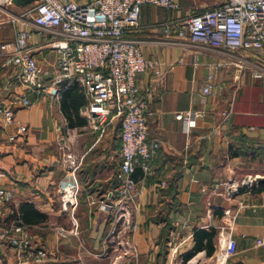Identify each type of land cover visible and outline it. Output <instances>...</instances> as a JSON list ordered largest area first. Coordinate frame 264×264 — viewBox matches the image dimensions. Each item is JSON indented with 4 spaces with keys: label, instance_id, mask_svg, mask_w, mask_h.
<instances>
[{
    "label": "crops",
    "instance_id": "0c3cea01",
    "mask_svg": "<svg viewBox=\"0 0 264 264\" xmlns=\"http://www.w3.org/2000/svg\"><path fill=\"white\" fill-rule=\"evenodd\" d=\"M178 1L179 11L144 6V28L130 35L140 41L145 57L175 64L173 70L163 65L162 78L152 71L137 77L141 93L149 94L150 137L159 138L161 147L133 205L138 229L128 238L136 247L134 254L115 259L105 252L111 249L107 239L115 212L103 204L117 198L121 168L119 118H111L102 133L91 131L84 113V90L72 84L57 97L30 94L32 108L16 109L15 122L0 127L2 182L15 193V212L28 226L36 249L49 250L52 259L44 264H216L227 226L224 210L229 207L237 211L232 224L237 253L227 264H264V179L231 199L212 191L216 183L231 177L264 176V75L254 77L252 70L240 71L236 66L214 69L221 88L216 95L202 92L213 62L245 56L264 65V53L262 61L255 52L235 57L226 50L203 49L188 39L166 37L155 24L217 3L210 0L198 6L196 1ZM0 3L3 22L13 17L10 13L21 14L35 5L19 8L9 0ZM14 28L12 22L0 27V81L12 71L2 67L1 43L12 38ZM27 28L39 65L53 69L57 55L45 44L57 36L32 21ZM17 92L25 93L21 88ZM230 108L232 116L219 127L222 113ZM71 129L79 132L75 140L79 185L77 205L65 213L60 186L66 172L58 163V142ZM141 175L139 169L134 173L137 179ZM1 216L13 218L5 206ZM72 220L77 222L76 233L68 232L74 228ZM61 228L67 231L64 236ZM209 249H213L210 255ZM0 252L6 254L7 264H18L2 242Z\"/></svg>",
    "mask_w": 264,
    "mask_h": 264
},
{
    "label": "built area",
    "instance_id": "2783aa9c",
    "mask_svg": "<svg viewBox=\"0 0 264 264\" xmlns=\"http://www.w3.org/2000/svg\"><path fill=\"white\" fill-rule=\"evenodd\" d=\"M144 6L170 11L181 9L178 0H38L31 10L10 13L12 18L0 21V27L6 22L15 26L12 38L1 43L5 57L2 67L12 71L0 81V127L15 122L16 109L32 108L30 94L57 97L72 84L84 90V113L91 131L102 133L113 117L121 122L118 195L112 203L103 204L115 212L107 239L111 249L105 251L109 253L107 257L115 259L137 251L128 238L138 229L133 221V205L141 192L138 186L151 174L161 147L159 138L150 137L149 94L141 93L137 77L152 71L162 78L163 65L167 70L175 67L174 63L163 64L145 57L140 41L130 36L144 28L141 24ZM29 21L57 36L45 44L57 55L53 69L40 66L33 54L29 46L33 35L27 28ZM155 27H160L168 38L188 39L203 49L226 50L235 57L238 53L255 52L260 60L264 53V0H218L213 6L159 22ZM227 66H236L240 71L252 70L253 76L258 78L264 75V65L245 56L219 60L210 65L212 71L207 75L204 95H216L221 85L215 81L214 69ZM19 88L25 93H18ZM232 114L231 108L224 111L219 127L224 126ZM187 132H190L189 125ZM77 135L76 129L68 130L58 142L61 152L58 163L66 172L60 186L61 207L65 213H70L77 205L80 168V157L75 151ZM138 169L142 175L137 179L134 173ZM2 178L0 170V242L8 246L18 264H44L52 259L51 254L47 249H36L28 226L15 212L16 195L4 185ZM262 179L264 176L259 174L231 177L216 183L212 191L231 199L243 189L255 188ZM2 206L10 210L13 218L6 220L1 216ZM236 215L237 211L225 208L227 226L221 234L216 264H227L237 253L232 225ZM72 224L74 228L68 232L76 233L77 222L72 220ZM59 231L63 236L67 233L63 228ZM258 243L263 241L258 240ZM0 264H7L4 252H0Z\"/></svg>",
    "mask_w": 264,
    "mask_h": 264
},
{
    "label": "water",
    "instance_id": "95a60500",
    "mask_svg": "<svg viewBox=\"0 0 264 264\" xmlns=\"http://www.w3.org/2000/svg\"><path fill=\"white\" fill-rule=\"evenodd\" d=\"M10 1L12 4H14L19 8H27L33 5L34 3H36V1L38 0H10Z\"/></svg>",
    "mask_w": 264,
    "mask_h": 264
},
{
    "label": "rangeland",
    "instance_id": "374dc122",
    "mask_svg": "<svg viewBox=\"0 0 264 264\" xmlns=\"http://www.w3.org/2000/svg\"><path fill=\"white\" fill-rule=\"evenodd\" d=\"M191 1L192 2H195L196 1L198 6L205 5V4H208L210 2V0H191ZM212 2H217V0H213Z\"/></svg>",
    "mask_w": 264,
    "mask_h": 264
},
{
    "label": "trees",
    "instance_id": "16d2710c",
    "mask_svg": "<svg viewBox=\"0 0 264 264\" xmlns=\"http://www.w3.org/2000/svg\"><path fill=\"white\" fill-rule=\"evenodd\" d=\"M206 251H207V254H208V255H210V254L213 253V249H212V250L209 249V250H206ZM190 255H191V254H189L188 256H190Z\"/></svg>",
    "mask_w": 264,
    "mask_h": 264
},
{
    "label": "bare ground",
    "instance_id": "6f19581e",
    "mask_svg": "<svg viewBox=\"0 0 264 264\" xmlns=\"http://www.w3.org/2000/svg\"><path fill=\"white\" fill-rule=\"evenodd\" d=\"M6 1V0H5ZM10 1V0H9ZM1 4V3H0Z\"/></svg>",
    "mask_w": 264,
    "mask_h": 264
}]
</instances>
